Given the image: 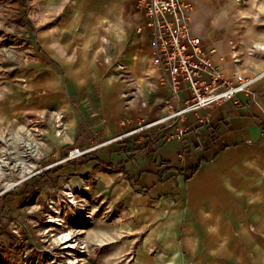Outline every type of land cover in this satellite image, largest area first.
<instances>
[{"label":"crops","instance_id":"crops-1","mask_svg":"<svg viewBox=\"0 0 264 264\" xmlns=\"http://www.w3.org/2000/svg\"><path fill=\"white\" fill-rule=\"evenodd\" d=\"M37 1L31 21L41 53L23 71L26 83L1 96L7 121L45 109L62 114L63 136L49 144L57 159L165 114L170 95L152 65L149 37L138 29L144 16L137 0ZM181 1L190 5L192 33L214 50L226 78L258 77L236 102L187 113L180 138L167 137L175 124L163 122L61 172L96 174L105 195L143 214L149 237L173 252L171 260L183 247L194 260L241 261L248 245L264 253V0ZM206 115L210 123L200 120ZM128 228H136L134 220Z\"/></svg>","mask_w":264,"mask_h":264},{"label":"rangeland","instance_id":"rangeland-1","mask_svg":"<svg viewBox=\"0 0 264 264\" xmlns=\"http://www.w3.org/2000/svg\"><path fill=\"white\" fill-rule=\"evenodd\" d=\"M37 2L0 0V98L26 83L23 71L41 53L31 21ZM62 128L63 116L53 109L9 121L0 113V264H211L183 247L171 260L173 252L149 237L143 214L105 195L92 171L62 175L92 159L62 162L70 148L53 158L51 136H63ZM133 220L136 228H128ZM261 247L248 245L245 260L214 264H264Z\"/></svg>","mask_w":264,"mask_h":264},{"label":"built area","instance_id":"built-area-1","mask_svg":"<svg viewBox=\"0 0 264 264\" xmlns=\"http://www.w3.org/2000/svg\"><path fill=\"white\" fill-rule=\"evenodd\" d=\"M240 1V0H236ZM136 6L143 12L144 29L149 37L151 62L160 70L159 82L168 89L166 112L159 118L143 121L132 130L88 148L73 147L67 150L62 162L86 155L97 146L121 139L134 132L160 123L172 121L175 129L166 134L180 138L185 132L186 114L201 108H209L225 101L236 102V94L246 92L258 76H244L235 72L226 78L212 60L213 49L203 46L189 25L190 5L181 0H137ZM236 62L237 59L233 55ZM120 69L124 66L118 63ZM186 92V98L181 93ZM210 123L209 116L200 119Z\"/></svg>","mask_w":264,"mask_h":264},{"label":"bare ground","instance_id":"bare-ground-1","mask_svg":"<svg viewBox=\"0 0 264 264\" xmlns=\"http://www.w3.org/2000/svg\"><path fill=\"white\" fill-rule=\"evenodd\" d=\"M65 239H66V240H68L69 238H68V237H66ZM68 247H69V246H68Z\"/></svg>","mask_w":264,"mask_h":264}]
</instances>
